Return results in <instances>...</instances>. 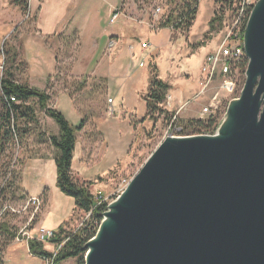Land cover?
I'll return each mask as SVG.
<instances>
[{"label":"rangeland","instance_id":"rangeland-1","mask_svg":"<svg viewBox=\"0 0 264 264\" xmlns=\"http://www.w3.org/2000/svg\"><path fill=\"white\" fill-rule=\"evenodd\" d=\"M11 1L0 0V67H2L0 79L3 73L8 71L13 74L16 82L33 88L30 86L31 80L24 60V46L34 36L35 17L27 12H22L20 7L12 5ZM78 1H82L83 5L75 17L74 23H80L82 11L91 9L92 5L94 6L98 2V0ZM186 1L197 5L196 19L188 31L174 30L171 27L151 29L153 26L152 16H154L153 13L156 8H160L164 14L170 12L177 14L176 8L182 7L181 5ZM249 1L253 2V0ZM216 11L217 6L214 0H123L122 6L117 10L116 20L111 23L110 20L114 14L109 15L108 12L105 13L104 10H101L102 30L106 26L109 28L110 25H113V29L121 26L123 30L119 35L121 38L114 40L113 48L108 49L107 44L105 55L98 65L100 73L97 78L99 79L95 82L86 80L88 77L83 76V74H80V77L71 75V66L75 57L85 56L86 59L87 54H89L87 51H91L90 49H94L96 45L105 47L100 38L96 39L91 34L87 22H85L78 39L80 47H74L73 38L76 37L74 35L58 36L45 41V44L57 57L59 68L55 76L57 85H54L50 91L54 90V94L60 91L70 94L69 96L81 109L82 115L86 117V123L93 117L95 120L116 119L121 125L129 122L128 127L132 131L127 157L105 176L96 178L94 184L90 183V192L94 196L97 206L106 203L109 207L141 171L166 138L215 135L226 118L227 107L231 101L240 97L246 81L247 68L242 75L240 72L238 73V70L235 71L238 84L237 92L232 96H227L220 91L218 79H209L208 69L204 65L205 58L218 49L222 38L228 34L230 29L235 27L237 21L236 16L225 11L224 29L219 33H211L210 39H204L208 33L207 24ZM243 35L242 39H238L234 45H239L243 49V57L248 59L244 51ZM202 42L205 46L201 48L199 45ZM142 43H145L148 48L141 53L140 45ZM35 48L32 43L25 50L29 55H33ZM126 49L130 57L125 60L120 54ZM7 51L16 53L13 65L6 61ZM114 60L118 66L115 71L109 67V64ZM141 62L144 67L139 68L138 65ZM152 65L157 68L158 78L171 88L161 106L166 114L157 113L153 120L146 116L144 101L148 94ZM80 68L86 69V72H91L94 69V64L92 67L89 60H86L85 63L80 64ZM203 69L207 71V76ZM101 80L103 90L94 95V86L99 85ZM107 81H109V89ZM81 84L85 85L79 89L78 85ZM36 87L34 89L39 90V86ZM215 96H218L219 102L217 110L212 116L205 115L202 118V110L212 104V98ZM109 100L113 102L111 106L115 103L114 110L120 103H123L112 115L109 113ZM86 106H89V109ZM34 108L37 123L28 127L30 131L26 140L21 146L16 143L8 145L5 151L0 154V206H10L19 212V214L6 213L0 222H6L12 232L16 233V238H20L26 243L29 239L22 238L23 234L32 232L31 240L36 236L31 227L42 213L43 206L40 199L38 208L31 204L26 205L27 200L21 191L19 179L25 161L40 151L36 149L33 143L45 140L44 136L48 132L46 128H43V122H47V117L37 108L36 104H34ZM175 114H178L177 122L171 125L172 116ZM208 119L216 120L214 131L195 135H180L186 122L191 120L206 121ZM48 120L50 124L48 129L58 130L56 123L50 118ZM9 182H12L10 186ZM89 213L87 214L89 215ZM87 214L75 212L67 227L63 229L75 233L89 219ZM13 241L9 242L6 248L4 243L7 242V239L0 238V247L4 250V264H43V259L41 262L38 258H30L25 249H21L17 255L9 253L14 247ZM55 249H57L56 246ZM53 253L54 251L51 254ZM62 264H75V260L69 259Z\"/></svg>","mask_w":264,"mask_h":264},{"label":"water","instance_id":"water-1","mask_svg":"<svg viewBox=\"0 0 264 264\" xmlns=\"http://www.w3.org/2000/svg\"><path fill=\"white\" fill-rule=\"evenodd\" d=\"M259 1L243 35L248 65L234 132L160 144L125 205L101 215L110 213L111 231L95 240L99 225L85 264H264V8L252 20Z\"/></svg>","mask_w":264,"mask_h":264},{"label":"crops","instance_id":"crops-1","mask_svg":"<svg viewBox=\"0 0 264 264\" xmlns=\"http://www.w3.org/2000/svg\"><path fill=\"white\" fill-rule=\"evenodd\" d=\"M122 4L123 0H98L94 6L92 5L91 9L85 12L84 10L82 11V21L80 23H74L75 17H77L83 5L82 1L28 0V14L35 17L34 36L24 46V60L31 80L30 86L33 87L32 89L39 86L38 91L45 92L50 98L48 108L61 113L73 127L79 126L83 115L67 92L60 91L54 94V90L50 91L54 88V85H57L55 76L58 72V64L57 57H55L50 47L45 44V41L58 36L74 35L77 37H75L74 47H80L78 39L85 22H87L91 34L96 39L100 38L105 47L96 45L94 49L87 51L89 54H87L86 59L84 58L85 56L75 57L71 66V75L80 77V74H83V76L88 77L86 80H98L99 78L97 77L100 73L98 68L99 61L105 55L108 41L110 39L116 41L121 38L119 35L123 30L121 26L113 29V25H110L109 28L106 26L102 30L101 10H104L105 13L108 12L110 15L118 10ZM32 43L36 48L34 54L29 55L25 49ZM127 52L128 50L126 49L121 51L120 54L125 60L130 57ZM86 60H89L92 67L94 64V69L91 72H86V69L80 68V64L85 63ZM109 65L110 69L114 71L118 67L115 60ZM107 84L109 89V81H107ZM114 105L115 103L111 107L113 108ZM122 105L123 103H120L115 110ZM48 121L47 118V122H43V128L48 130L45 137L50 134L58 135V130L48 129L50 125ZM128 125L129 122L121 125L116 119L111 120L109 118L92 119L85 123L82 131L76 133V144L71 161V172L74 178L93 183L96 178L105 176L120 161L125 159L132 139V131ZM33 144L40 151L37 155L25 161L21 171L20 188L25 200L37 198L41 200V203H43L41 196L44 190L48 191L42 213L31 227L36 234L33 240L37 241L39 231L42 229L56 234L61 228L67 227L73 217L75 203L73 199L65 196L56 187V167L52 158V148L49 147L45 140L34 142ZM31 233H26L27 235L23 236V238L31 240ZM13 245L14 247L9 253L17 255L21 249H25L28 256L34 259L29 254L27 243L20 238H16L13 241ZM43 248L46 252L52 253L55 250V245L50 242L44 243ZM39 260L42 262L41 259Z\"/></svg>","mask_w":264,"mask_h":264},{"label":"trees","instance_id":"trees-1","mask_svg":"<svg viewBox=\"0 0 264 264\" xmlns=\"http://www.w3.org/2000/svg\"><path fill=\"white\" fill-rule=\"evenodd\" d=\"M257 1L258 0H253V2L246 7L244 15L241 16L237 27L234 29V32L237 33L240 40L242 39V34H244L248 18ZM214 2L217 6V11L207 24L208 33L204 36V39H210L209 35L211 33H219L224 29L225 11H229L231 15H234L239 9L241 0H214ZM11 4L20 7L22 12L28 13V0H12ZM181 6L180 8H176L177 14H175V12H170L167 15L161 26L163 29L172 26L174 30L188 31L192 27L197 15V5L186 1ZM74 41L75 38H73V42ZM199 46L201 48L204 47V42ZM6 53L7 63L13 65L16 59V53L9 51ZM247 65L248 60L244 58L237 67L238 73L240 72L241 75L244 74ZM150 69L148 94L144 101L146 116L153 120L154 115L157 113L166 114L161 106L164 104L166 95L171 88L158 78L156 66L152 65ZM57 70H59V68H57ZM102 83L101 80L99 85L94 86V95L103 90ZM84 85L85 84L78 85V88L82 89ZM10 98H13L15 102H11ZM49 100L50 98L45 92L29 88L27 85L16 82L11 72L7 71L3 73L0 79V154L5 151L8 145L16 143L18 146H21L26 140L30 131L28 127L37 123L34 104H36L37 108L42 111L47 118H50L56 123L58 135L50 134L46 137L44 136L46 143L52 148V158L56 167V187L65 196L74 200L75 209L73 215L75 212L84 215L91 211L92 213L89 219L75 233L67 232L61 228L55 234L50 243L54 244L56 247H59L61 244L62 246L57 251L54 264H62L69 259H74L75 264H85V245L95 236L101 222V215L107 210V204L101 203L97 206L94 196L90 192L91 184L89 182H81L77 178H74L71 172V161L76 144V133L82 131L87 121L86 117L83 116L78 127H73L61 113L48 108ZM87 109H89V106ZM89 121H91V119H89ZM215 125L216 120L214 119H208L206 121L191 120L186 122L180 135H195L203 132H212L215 130ZM10 184H12V182H9V186ZM47 192V190H44L41 196L43 199V207L46 204ZM16 237V233L12 232L6 222H0V238L7 239V242L4 243V247L7 248L9 242L13 241ZM27 246L29 254L33 257L41 260L52 257L51 253L44 250L43 244L36 240H27ZM3 254L4 250L0 247V264H4Z\"/></svg>","mask_w":264,"mask_h":264},{"label":"built area","instance_id":"built-area-1","mask_svg":"<svg viewBox=\"0 0 264 264\" xmlns=\"http://www.w3.org/2000/svg\"><path fill=\"white\" fill-rule=\"evenodd\" d=\"M251 3L252 2H250L249 0H241L239 9L234 15H232V16H236L237 21L235 23V27L229 30L228 34L224 36L222 40L220 41L218 45V49L212 52L211 54H209L205 58V61H204V65L208 69L209 79L210 80L214 78L218 79L220 81V91L227 96H232L237 92L238 84L235 78V71H237V67L240 65L242 60H244L243 49L239 45H234V43L238 42V39H239L237 33L234 32V29L237 27L241 16L244 15L246 7ZM153 15H154L152 16L153 26L151 25L152 26L151 29L152 28L153 30L158 29V28L163 29L161 26L164 23L168 14H164V12H161L160 8H156ZM116 18H117V10L115 11V14L110 20L111 23L114 22ZM169 27L173 28L172 26H169ZM114 44H115L114 40H109L108 49L113 48ZM140 46L142 50L141 53L146 51L148 48V46L145 43H142ZM138 67L142 68L144 67V64L141 62L138 65ZM0 69L2 70V67H0ZM203 70L206 71L205 69ZM206 76H207V71H206ZM217 97L218 96L213 97L211 101L212 104H210L208 107L202 110V114H201L202 118L205 115H208L209 117L212 116V114L217 110L218 104H219ZM10 101L15 102L13 98H10ZM109 104H110L109 113H111L112 115L114 113V110L111 107V104H112L111 100H109ZM177 117H178V114H175L172 116L171 125L174 124V122H177ZM29 204L36 206V208H38L39 199L37 198L30 199L27 201L26 205H29ZM6 213L19 214V212H16L10 206H0V220L4 217ZM90 216H91V213H89L87 218H89ZM26 235H27L26 233L23 234V236H26ZM54 236H55L54 232L42 229L39 231L37 242L42 243V244L49 243L54 238ZM61 246L62 244L59 245L57 249H55L56 251L54 250V253L52 254L51 258L43 259V264H54V258L57 254V251L59 250Z\"/></svg>","mask_w":264,"mask_h":264},{"label":"bare ground","instance_id":"bare-ground-1","mask_svg":"<svg viewBox=\"0 0 264 264\" xmlns=\"http://www.w3.org/2000/svg\"><path fill=\"white\" fill-rule=\"evenodd\" d=\"M263 8H264V0H260L257 3V6L255 8V11L252 14V20L256 21L257 18H259L262 13H263ZM250 76V74H249ZM245 88V86H243ZM243 89V88H242ZM245 89H243V93H244ZM241 104V97L231 101V103L228 106V112L226 114V118L223 121V123L221 124V126L219 127V129L217 130V133L215 135H212L214 138H220V139H224V138H228L233 132H234V128H235V121H236V115L237 112L239 110ZM205 137V136H204ZM209 137V136H206ZM184 138V137H183ZM182 138H176V137H168L166 138L161 144L167 142H173V141H178ZM133 180H131V182L128 184V186L126 187V189L117 197V199L111 204V213L114 211L112 208L115 205L121 204V205H125V202L128 199L129 196V191L131 189V186L133 185ZM112 227V220L110 217V213L105 215L100 223V228L98 229V233H97V237L95 238V240H98L103 234L106 233V231H111Z\"/></svg>","mask_w":264,"mask_h":264}]
</instances>
